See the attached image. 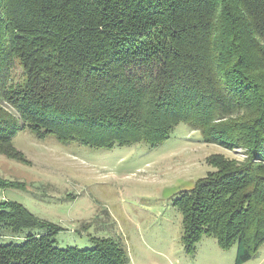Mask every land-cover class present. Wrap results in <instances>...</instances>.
I'll return each instance as SVG.
<instances>
[{
  "label": "trees",
  "instance_id": "trees-1",
  "mask_svg": "<svg viewBox=\"0 0 264 264\" xmlns=\"http://www.w3.org/2000/svg\"><path fill=\"white\" fill-rule=\"evenodd\" d=\"M183 122L249 155H213L173 202L187 252L208 235L236 243L240 264L264 243V0H0V152L20 156L11 138L25 128L112 148L157 145ZM31 228L0 243V264L127 260L111 238L59 248L58 225L0 202V235Z\"/></svg>",
  "mask_w": 264,
  "mask_h": 264
},
{
  "label": "rangeland",
  "instance_id": "rangeland-1",
  "mask_svg": "<svg viewBox=\"0 0 264 264\" xmlns=\"http://www.w3.org/2000/svg\"><path fill=\"white\" fill-rule=\"evenodd\" d=\"M14 74L21 79L20 65ZM11 142L21 158L0 152V202H16L37 219L58 225L57 247L90 249L93 238H111L125 248L124 264H236L237 244L223 249L208 235L187 252L182 216L173 202L214 170L210 157L244 162L249 158L244 147L206 142L184 122L154 146L91 148L63 144L53 135L38 138L28 128L18 130ZM37 230L5 232L0 243H21ZM240 264H264V243Z\"/></svg>",
  "mask_w": 264,
  "mask_h": 264
}]
</instances>
